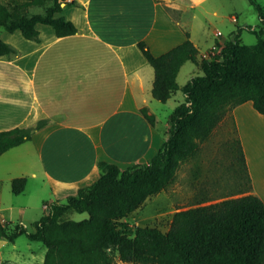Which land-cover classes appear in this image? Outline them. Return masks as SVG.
Segmentation results:
<instances>
[{
  "label": "trees",
  "instance_id": "obj_1",
  "mask_svg": "<svg viewBox=\"0 0 264 264\" xmlns=\"http://www.w3.org/2000/svg\"><path fill=\"white\" fill-rule=\"evenodd\" d=\"M262 26L255 44L241 41V30L227 40L218 55L203 57L185 29L186 40L168 51L155 55L145 40L138 47L155 69L153 96L166 102L178 89L186 100L169 114L164 142L146 163L126 169L107 161L99 163L100 177L65 200L46 201V213L29 230L23 222L0 219V239L14 241L26 235L46 246L41 264H110L108 249L113 248L122 260L156 264H264V200L252 189L246 156L240 138L237 159L249 179L248 193L202 203L177 210L167 231L123 220L149 196L161 191L175 179L180 162L196 156L200 142L211 136L227 114V109L246 101L264 115V10L256 0ZM42 4V0H27ZM11 3V4H10ZM0 0L1 29L40 41L37 23L51 25L58 36L78 32L75 23L57 16L65 6H80L78 0H51L42 12L22 13L12 2ZM19 50L0 33V56L16 55ZM194 62L202 74L192 75L180 87L178 72L186 61ZM142 113L155 124L156 117L147 107ZM50 118L28 126L0 130V155L32 139ZM28 179L16 177L12 189L23 192ZM74 211L88 212L82 220L68 218ZM1 264H16L3 261Z\"/></svg>",
  "mask_w": 264,
  "mask_h": 264
},
{
  "label": "crops",
  "instance_id": "obj_2",
  "mask_svg": "<svg viewBox=\"0 0 264 264\" xmlns=\"http://www.w3.org/2000/svg\"><path fill=\"white\" fill-rule=\"evenodd\" d=\"M78 2L80 6H65L56 13L72 20L77 33L58 36L44 23L36 25L40 41L27 39L20 29L0 32L19 50L0 56V130L51 119L31 140L0 155V199L5 184L12 189V180L25 176L28 182L21 193L35 183L47 189L44 205L65 200L100 177L101 161L121 169L146 163L164 142L168 117L162 120L156 112L162 101L152 94L155 69L138 41L145 40L160 55L186 40L184 29L189 28L159 0ZM190 37L204 52L191 32ZM177 81L184 85L178 76ZM179 90L163 102L170 113L186 100L183 94L178 103L170 102ZM143 107L155 115V124L144 116ZM230 116L245 152L250 192L260 196L257 187L259 178L264 179V163L259 173L251 138L264 136V115L249 100L231 108ZM28 205L29 201L3 207L9 213L0 219L13 222L10 218L18 209V222H23Z\"/></svg>",
  "mask_w": 264,
  "mask_h": 264
},
{
  "label": "rangeland",
  "instance_id": "obj_3",
  "mask_svg": "<svg viewBox=\"0 0 264 264\" xmlns=\"http://www.w3.org/2000/svg\"><path fill=\"white\" fill-rule=\"evenodd\" d=\"M1 1L12 2L15 8L28 14L44 11L51 2V0H42V4H30L27 0ZM159 1L175 18L182 19V26L189 28L194 41L202 50H205L201 53L203 57H205V52L208 54L216 52L218 55L225 42L234 39L238 30H241L240 37L243 43L251 45L258 40L262 21L255 6L249 0ZM256 1L262 5L264 10V0ZM233 16L237 17V21L232 20ZM218 31H221L222 34L217 35ZM214 42H216L215 47L207 49ZM197 74H202L201 69L188 60L182 65L178 80L185 84L192 75ZM183 94L185 93L179 90L170 102L173 105L178 103L180 95ZM157 104L156 112L164 120L166 115L168 117L170 110L165 107L163 102ZM237 139L238 134L228 108L225 118L215 127L211 136L200 142L199 153L180 162L173 182L149 196L123 220L167 231L171 225L173 214L177 210L247 193L250 181L243 164L237 159ZM251 151L256 169L260 173V163H264V136H261L260 139L257 136L251 138ZM257 191L264 200V179L259 178ZM47 195L46 187L41 184L38 187L35 183L30 184L25 193L16 194L7 183L3 186L0 199V215L6 216L9 213V210H5L3 207L14 203L15 205L28 204L29 201L23 223L29 230H34L35 220L39 219L45 211L44 201ZM18 214V209H14L12 218H10L12 223L20 221ZM67 217L82 220L88 218L89 213L74 211ZM107 252L110 264H156L124 261L113 248L108 249ZM45 253L46 246L42 242L32 241L25 234L18 236L14 241L6 238L0 240V264L7 260L16 264H41Z\"/></svg>",
  "mask_w": 264,
  "mask_h": 264
},
{
  "label": "built area",
  "instance_id": "obj_4",
  "mask_svg": "<svg viewBox=\"0 0 264 264\" xmlns=\"http://www.w3.org/2000/svg\"><path fill=\"white\" fill-rule=\"evenodd\" d=\"M232 20L237 21V17H236V16H233V17H232ZM221 34H222L221 31H218V32H217V35H221ZM214 47H215V46H214ZM214 55H216V52H210L209 54H208L207 52L204 53V56H205V57H210V56H214ZM44 207H47V204H45Z\"/></svg>",
  "mask_w": 264,
  "mask_h": 264
}]
</instances>
